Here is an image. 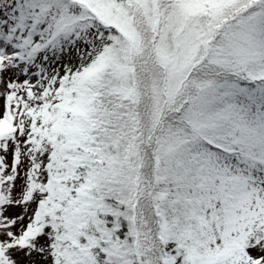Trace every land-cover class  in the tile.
I'll use <instances>...</instances> for the list:
<instances>
[{"label":"snow or ice","instance_id":"snow-or-ice-1","mask_svg":"<svg viewBox=\"0 0 264 264\" xmlns=\"http://www.w3.org/2000/svg\"><path fill=\"white\" fill-rule=\"evenodd\" d=\"M0 264H264V0H0Z\"/></svg>","mask_w":264,"mask_h":264}]
</instances>
